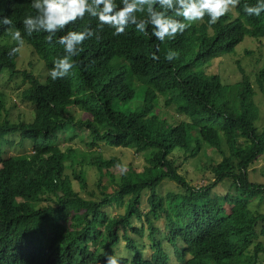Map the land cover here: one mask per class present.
I'll list each match as a JSON object with an SVG mask.
<instances>
[{"label":"trees","instance_id":"trees-1","mask_svg":"<svg viewBox=\"0 0 264 264\" xmlns=\"http://www.w3.org/2000/svg\"><path fill=\"white\" fill-rule=\"evenodd\" d=\"M255 2L240 0L234 20L225 14L212 25L207 17L193 23L160 42L158 51L154 39L133 25L113 35L85 15L65 30L90 26L94 36L83 41L69 74L52 80L48 70L64 54L62 47L46 42L43 33L24 35L22 20L34 14L30 0H0L3 14L41 61L32 57L30 69L32 61L43 66L39 77L17 69L18 48L9 54L13 47L8 45L15 44L7 40L11 29L0 28V40L6 37V44L0 42V77H6L5 85L21 77L28 86L18 98L32 108L30 122L8 121L7 95L0 89V264H105V253L119 264H171L172 254L178 264H264V212L258 204L264 184L248 175L264 154V126L255 128L254 85L238 62L241 78L235 84L224 85L219 75L206 71L212 60L234 54L245 38L264 39V13L243 12L245 4ZM170 49L177 56L167 61ZM255 84L264 95V64ZM137 95L140 107L132 109ZM161 103L173 108L177 121L156 113L162 112ZM75 110L87 118L77 119ZM62 139H80L88 148L104 142L147 158L142 169L128 166L115 179L111 169L124 168L121 160L95 157L91 166L100 197L84 198L66 170L71 168L83 190L85 164L78 149ZM14 143L30 149L5 159L3 146ZM204 145L220 161L210 163L213 182L192 186L179 172L175 153L187 161L202 155ZM164 181L181 191L161 196ZM224 182L234 193L216 195L213 189ZM157 221L164 222L163 232ZM145 231L148 258L141 241Z\"/></svg>","mask_w":264,"mask_h":264},{"label":"clouds","instance_id":"clouds-1","mask_svg":"<svg viewBox=\"0 0 264 264\" xmlns=\"http://www.w3.org/2000/svg\"><path fill=\"white\" fill-rule=\"evenodd\" d=\"M240 2V0H30L34 14L26 15L22 20L23 32L27 37L43 33L50 44L62 47L63 55L52 61L48 76L52 80L67 76L74 66L73 57L82 51L83 41L94 36L90 26L83 30H65L66 26L81 20L87 15L95 18L97 28L108 26L113 35L121 34L129 25L135 30L154 39L157 51L159 43L165 39H174L193 23L207 17L208 25L215 24ZM243 12L247 16H260L264 13V0L255 4H245ZM141 14L139 17L137 14ZM7 26L10 39L17 44L22 42L21 30L14 26L10 16L0 9V28ZM58 33H63L59 34ZM16 47L10 53H15ZM177 53L169 50L164 59L171 61ZM153 59H158L153 55ZM123 170V169H122ZM105 264H119L118 258L105 253Z\"/></svg>","mask_w":264,"mask_h":264},{"label":"rangeland","instance_id":"rangeland-1","mask_svg":"<svg viewBox=\"0 0 264 264\" xmlns=\"http://www.w3.org/2000/svg\"><path fill=\"white\" fill-rule=\"evenodd\" d=\"M231 20H234L236 18V10L231 9L226 13ZM195 22L197 24L201 23ZM6 37L2 38L0 42L3 44L6 42L4 41ZM8 42L12 44L11 42L13 40L10 39V36L8 37ZM14 45H8L10 47H17L19 50V58L16 62V67L19 70H26L28 72L33 73V75L39 77L43 74L41 68L43 66H36L35 61H32L33 63V69H30L29 61L31 59H35L36 61H39V58L32 55V49L30 46H28L24 40L17 44L16 41H14ZM33 57V58H32ZM243 68L245 73L249 76L251 82L254 85L255 90V96H254V103L258 110V120L255 123V128L257 130H260L262 126H264V95L260 92L261 90L256 86L255 84V76L258 72V70L262 67L264 64V39L261 40H255L251 38H245L243 43L240 44L234 54L232 55H225L220 58L212 60L209 64L206 65V71L209 74H217L221 77L222 82L224 85L227 84H235L237 81L240 80L241 75L238 70L237 63ZM6 77H0V89L3 90L7 97V104L6 109L9 111L8 121L13 123L18 122H30L32 119V108L27 105L25 102L19 100V96L22 94V92L26 89L28 86L25 83H21V77H14L11 81L7 82V85H5ZM162 98L160 97V101H162ZM164 104H160L161 113L159 114L157 111L156 113L162 118L167 117L170 118L171 122L177 121V117L174 115L173 108H165L163 107ZM130 108L135 109L136 107H140V96L137 95L136 98L129 104ZM74 114L77 119L85 120L87 118L86 114L82 113L79 110H75ZM182 119L184 117H181ZM17 138L15 139V141ZM63 144L73 146L74 148L78 149L79 154L82 156V161L85 164L84 170L85 178L87 186L81 190L78 187L77 181L73 180L72 170L71 168H67L66 174L69 175L70 181L76 191L79 192V194L84 198H99L100 197V189L98 185L96 184L97 181V171L94 167L91 166V162L94 160L95 157H101L102 159H110L112 157H117L121 160L124 168H121L119 166H116L114 169H111L112 174L114 175L115 179H118L121 172L125 171L128 166H132L135 169H142L145 165V159L147 158V154L145 153H138L134 149H123V148H111L107 146L104 142L98 143V147L96 148H88L86 147V144L84 141H81L80 139H73L71 141H65L62 139ZM30 147L29 145H25V147H18L16 143H14L13 147H8L7 145L3 146L4 151V158L7 159L8 157L12 155H16L20 153L21 151H29ZM175 157L177 160V163L180 164V167L182 169L179 171L181 175L185 177L187 181L190 182L192 186H199L203 185L204 180L209 181V184L213 182V176L211 174V165L210 163H216L220 161V157L217 153H214L209 149L207 146L204 145L203 147V153L202 155L194 158L189 159L187 161L183 160V156L179 153H175ZM80 166L77 167V172L80 171ZM123 169V170H122ZM252 171L248 173L249 179L255 183V184H264V154L261 155L258 158V162H256L251 168ZM107 181V179H104L103 182ZM229 184L226 182L217 185L213 191L218 196H223L226 192H229L231 194L234 193V190H230ZM60 193H64L61 189ZM181 191L179 187L170 182V181H164L162 182L161 186L158 188V193L161 196H165L167 193H177ZM110 192V191H109ZM144 199L147 198V194L143 196ZM259 207L261 208V211L264 212V197L261 201H259ZM141 207L145 208V202L141 205ZM255 207H252L255 210ZM258 209V206H257ZM121 212L124 211L123 208L120 209ZM259 211V209H258ZM110 212L115 213V209H110ZM158 228L163 232L164 222L157 221L156 222ZM134 225L136 228H141V223L134 222ZM146 229V227H144ZM148 232L145 231L143 238H141V241L145 242L146 250L144 255L145 257H149L151 254V250L148 248ZM163 235H159V237L162 238ZM138 238V236H135ZM125 246L124 241L120 242V248L119 250H123ZM171 264H178L175 260V255H171Z\"/></svg>","mask_w":264,"mask_h":264}]
</instances>
